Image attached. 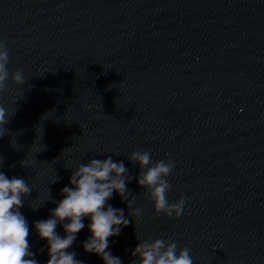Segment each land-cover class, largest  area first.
Wrapping results in <instances>:
<instances>
[{
    "label": "clouds",
    "instance_id": "clouds-1",
    "mask_svg": "<svg viewBox=\"0 0 264 264\" xmlns=\"http://www.w3.org/2000/svg\"><path fill=\"white\" fill-rule=\"evenodd\" d=\"M8 64L6 43L0 40V94L7 90L9 79L15 85L25 83L22 70L10 72ZM15 111H9L0 104V139L8 136L10 130L6 125ZM36 129L37 126L35 133ZM9 144L18 150L17 141L14 143L10 139ZM128 159L139 166L136 181L145 190L143 196L152 203L155 214L179 218L185 210L186 197L181 196L173 203L167 198L172 187L167 177L172 173L174 161L152 162L150 153L142 150L133 151ZM2 163L3 157L0 156V165ZM19 163L25 168L31 166L25 158ZM132 179L123 161H114L111 156L103 160L90 159L86 164L75 167L69 178V186L61 189L63 198L50 210L49 218L35 221L33 225L38 237L47 241L49 258L46 264H83L76 258V253L68 249L72 247L77 234L85 228L86 218L91 235L82 243L83 250L99 256L103 264H122L121 259L108 250L109 238L118 236L122 228L128 226L129 219L125 217L124 209L114 208L108 201L114 192L117 193L122 202L127 201L128 215L139 218L142 210L133 207L134 201L130 199L131 192L127 188V183ZM31 191L24 178H9L0 171V264H38L35 254L29 251L28 221L20 212L24 206L22 198L30 195ZM31 207L33 211L38 208ZM58 224L62 225L63 236L56 231ZM131 255L134 257L131 264H193L190 249L185 246L178 250L177 243L171 238L139 240Z\"/></svg>",
    "mask_w": 264,
    "mask_h": 264
}]
</instances>
